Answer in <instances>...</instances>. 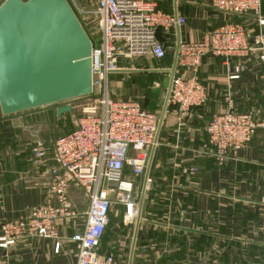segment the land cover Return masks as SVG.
I'll use <instances>...</instances> for the list:
<instances>
[{
	"label": "crops",
	"instance_id": "crops-1",
	"mask_svg": "<svg viewBox=\"0 0 264 264\" xmlns=\"http://www.w3.org/2000/svg\"><path fill=\"white\" fill-rule=\"evenodd\" d=\"M160 7L184 16L185 23L167 34L159 33L158 38L167 52L163 59H152L163 66L143 70L162 74L160 80L165 96L156 147L147 171L151 182L144 181L140 188V176H133L129 169L124 172V178L133 182L131 197L133 194L138 212L126 217L125 204L121 207L123 204L118 203L119 214L124 215L123 225L118 224V227L113 224V214L109 213L99 254L111 255L112 264H205L208 237L217 239L224 232L237 234L240 228L242 236H239L249 239L252 235H248V228L258 225L255 220L261 214L264 218V128L257 129L235 160L222 166L212 157L205 133L210 116L226 109L227 92L237 110L246 112L256 108L260 112L264 107V62L255 56L244 61L231 58L228 62L220 57L205 56L197 75L206 86L208 101L192 109L182 125L178 124L175 108L167 102L164 107L168 88L163 86L164 78L184 73L176 67L178 39L199 40L225 20L244 24L251 34L256 24L249 16L230 15L232 18L224 19L221 11L210 7L209 0H161ZM262 12L264 14V0ZM171 44L172 53L168 55ZM139 61H121L127 81L132 79V73L142 71L133 69ZM238 63H243L245 69L237 79H231L232 68ZM244 102L247 105H243ZM35 109L7 115L0 110V223L27 216L33 207L50 197L51 149L40 162L34 163L31 147L36 142L51 147L57 136L71 130L41 131L37 125L39 112ZM61 115H57L55 109L53 122ZM69 196L78 216L60 224L59 232L65 241L58 253L53 252L51 240L30 238L7 249L0 248V264H75L77 242L70 237L82 230L88 200L85 192L75 186H71ZM256 213L261 214L255 218ZM116 227L119 234L114 231ZM125 230L130 231L128 249ZM260 239L259 235L250 240L251 244L264 248V241Z\"/></svg>",
	"mask_w": 264,
	"mask_h": 264
},
{
	"label": "built area",
	"instance_id": "built-area-1",
	"mask_svg": "<svg viewBox=\"0 0 264 264\" xmlns=\"http://www.w3.org/2000/svg\"><path fill=\"white\" fill-rule=\"evenodd\" d=\"M4 0H0V3ZM161 0H95L91 11L99 35L90 51L91 87L99 112H86L67 133L57 136L51 147L36 142L31 147L34 163L40 162L51 149L49 198L33 207L27 216L2 220L0 248L7 249L30 238L52 241L54 253L62 248L65 238L59 232L63 222L78 216L72 205L71 186L81 188L88 200L82 230L70 239L77 242L75 264H112L111 255H100L113 201H128L132 180L124 178L129 169L133 176L145 175L151 164L159 115L135 101L113 99L108 92V77L121 67V61L140 56L163 59L167 48L159 40L160 32L169 33L185 23V17L167 12ZM211 8L225 14L249 16L256 24L251 31L244 24L225 20L210 29L201 39L176 44V67L182 73L172 74L168 85L167 104L174 107L179 125L192 109L208 101L206 86L198 78L205 56L247 60L252 56L264 62V14L262 0H209ZM245 69L243 63L233 66L231 79ZM88 96V95H87ZM226 109L213 113L205 126L211 154L218 166L237 158L257 129L264 128V107L255 117L237 112L229 92L224 97ZM113 194L114 198L110 199ZM136 207L126 205V217L136 215Z\"/></svg>",
	"mask_w": 264,
	"mask_h": 264
},
{
	"label": "water",
	"instance_id": "water-1",
	"mask_svg": "<svg viewBox=\"0 0 264 264\" xmlns=\"http://www.w3.org/2000/svg\"><path fill=\"white\" fill-rule=\"evenodd\" d=\"M91 46L67 0L1 2V112L7 115L91 94ZM169 80L164 78V87ZM71 110L70 104H60L56 114ZM144 181L142 174L140 188Z\"/></svg>",
	"mask_w": 264,
	"mask_h": 264
},
{
	"label": "rangeland",
	"instance_id": "rangeland-1",
	"mask_svg": "<svg viewBox=\"0 0 264 264\" xmlns=\"http://www.w3.org/2000/svg\"><path fill=\"white\" fill-rule=\"evenodd\" d=\"M79 22L81 23L85 33L91 41H95L99 35V31L96 25L95 17H93L91 11L94 9L95 0H67ZM224 19L232 18L231 14H224ZM171 48L168 49V55L172 53ZM140 60L139 63L134 66L138 74L131 75V80L127 81V76L124 75L125 71L120 67L114 74L111 75L108 81V92L109 95L114 97L115 100L123 101H135L141 105L144 109L155 112L160 116V111L162 108L165 91L161 86V73L150 72L144 73V69H154L155 67L163 66L149 56H140L137 58ZM145 60V61H143ZM133 76V77H132ZM60 104H70L72 110L67 113H63L60 118L53 122V114L55 109ZM243 105H247L245 102ZM241 105V106H243ZM99 102L95 95H88L83 97H78L70 99L61 103L50 104L42 107L36 108L34 111L39 112L38 126L41 131L49 133L55 131V133L62 132L63 130H72L75 127L76 120L86 112H99ZM44 111V114L41 111ZM241 112V110H237ZM259 109L248 110L245 113H251L255 117L258 116ZM243 112V111H242ZM45 117V119H44ZM38 129V127L36 128ZM135 200L133 194L131 199L128 201L118 202L113 201L111 206V214H113V224L118 227V224L123 225L124 215L120 216L118 203L123 204L121 207L126 205H131L134 207ZM240 211V210H239ZM261 214V213H258ZM256 213L255 218L258 217ZM261 214L260 217L255 220L258 224L254 227H249L248 238L241 237L240 228L236 234H231L230 232L222 233L223 236H218L217 239L208 237L206 243V263L205 264H264V248L251 244L250 240L257 238L260 235V240L264 241V218ZM123 220V221H122ZM125 220H128L126 218ZM130 220V219H129ZM128 222V221H127ZM114 231H117L118 228ZM129 228V227H127ZM126 231V230H125ZM127 239L129 238L130 231H126ZM117 234L118 231H117ZM239 234L241 236H239ZM238 236V237H237ZM237 237V238H236ZM102 244V242H101ZM100 244V245H101ZM118 244V243H117ZM215 244V248H214ZM127 249L129 246V239L126 243ZM202 251V246H201ZM236 254V258L234 255ZM203 255L201 254V258Z\"/></svg>",
	"mask_w": 264,
	"mask_h": 264
},
{
	"label": "trees",
	"instance_id": "trees-1",
	"mask_svg": "<svg viewBox=\"0 0 264 264\" xmlns=\"http://www.w3.org/2000/svg\"><path fill=\"white\" fill-rule=\"evenodd\" d=\"M92 42H94V41H92Z\"/></svg>",
	"mask_w": 264,
	"mask_h": 264
}]
</instances>
